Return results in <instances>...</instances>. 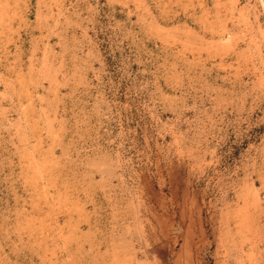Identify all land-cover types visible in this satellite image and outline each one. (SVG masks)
Segmentation results:
<instances>
[{
    "label": "rangeland",
    "instance_id": "obj_1",
    "mask_svg": "<svg viewBox=\"0 0 264 264\" xmlns=\"http://www.w3.org/2000/svg\"><path fill=\"white\" fill-rule=\"evenodd\" d=\"M0 264H264V0H0Z\"/></svg>",
    "mask_w": 264,
    "mask_h": 264
}]
</instances>
